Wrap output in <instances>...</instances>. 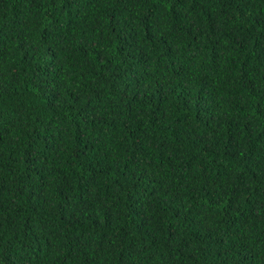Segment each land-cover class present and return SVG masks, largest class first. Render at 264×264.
<instances>
[{
	"label": "trees",
	"instance_id": "1",
	"mask_svg": "<svg viewBox=\"0 0 264 264\" xmlns=\"http://www.w3.org/2000/svg\"><path fill=\"white\" fill-rule=\"evenodd\" d=\"M0 264H264V0H0Z\"/></svg>",
	"mask_w": 264,
	"mask_h": 264
}]
</instances>
